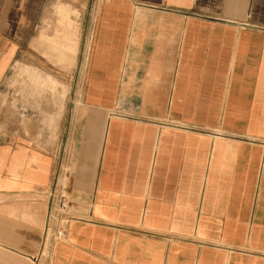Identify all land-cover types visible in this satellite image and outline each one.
<instances>
[{"label":"crops","instance_id":"1","mask_svg":"<svg viewBox=\"0 0 264 264\" xmlns=\"http://www.w3.org/2000/svg\"><path fill=\"white\" fill-rule=\"evenodd\" d=\"M63 1L90 16L79 116L65 148L0 116V264L37 263L64 168L84 221L47 264H264V0ZM51 2L0 0V87Z\"/></svg>","mask_w":264,"mask_h":264},{"label":"rangeland","instance_id":"2","mask_svg":"<svg viewBox=\"0 0 264 264\" xmlns=\"http://www.w3.org/2000/svg\"><path fill=\"white\" fill-rule=\"evenodd\" d=\"M64 3L63 0L50 3L49 11L42 13L30 30L29 44L20 46L15 29L7 30V48H13L15 55L0 87V116L14 122L16 133L53 135L62 148L67 146L79 116L90 21L89 14L71 11ZM75 4L81 8L84 1L76 0ZM61 25L70 27L77 44L76 63L72 67L48 47L58 37L56 33L60 36L56 31ZM49 79L55 88L45 84Z\"/></svg>","mask_w":264,"mask_h":264},{"label":"built area","instance_id":"3","mask_svg":"<svg viewBox=\"0 0 264 264\" xmlns=\"http://www.w3.org/2000/svg\"><path fill=\"white\" fill-rule=\"evenodd\" d=\"M69 178L65 168L56 176L52 186L45 191L46 194V218L42 230V244L37 263L47 264L49 260L50 246L56 242L66 240L69 227L73 222L84 221L81 214L76 211L77 203L73 199L68 188Z\"/></svg>","mask_w":264,"mask_h":264}]
</instances>
